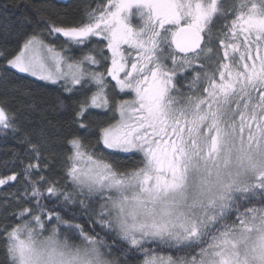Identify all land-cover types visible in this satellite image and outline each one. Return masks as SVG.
<instances>
[{"label": "snow or ice", "instance_id": "1", "mask_svg": "<svg viewBox=\"0 0 264 264\" xmlns=\"http://www.w3.org/2000/svg\"><path fill=\"white\" fill-rule=\"evenodd\" d=\"M29 6L0 51V138L22 146L0 264H264V0Z\"/></svg>", "mask_w": 264, "mask_h": 264}, {"label": "trees", "instance_id": "2", "mask_svg": "<svg viewBox=\"0 0 264 264\" xmlns=\"http://www.w3.org/2000/svg\"><path fill=\"white\" fill-rule=\"evenodd\" d=\"M93 2V0H0V13H3L4 6L7 5L8 20L5 21L2 14H0V51L3 50H13L17 46L18 34L21 29L20 17L23 14H31V5L46 4L50 7L51 11L60 13L69 18H76L80 15L82 7ZM15 5H21V7H16ZM5 24L8 25V30L5 31ZM0 67H3V61L0 60ZM11 82L7 85L8 90L13 88L30 87L35 90L38 95L43 96L50 106L57 103V86L44 84L41 81H35L32 77H26L22 74L14 73L10 78ZM5 85L0 82V94L5 92ZM95 111V110H94ZM39 127L46 128V130L52 134L53 140L52 144L54 150L59 152L60 145L55 141V133L51 127L44 124L43 121H36ZM31 127V125H28ZM21 145L13 138L9 137L7 139L0 138V175L10 172L12 168V154L15 151L21 149ZM25 159H27L25 157ZM46 162L42 161L41 166L43 168ZM47 163L51 164L52 172L50 174H55L59 172L60 163L59 159H56L55 163H52L51 157ZM7 165V167L5 166ZM15 171H20V167L17 166ZM15 188H4L0 190V199L3 198L5 193L14 192ZM2 210H0V217L3 216ZM4 255L3 250L0 248V261H3Z\"/></svg>", "mask_w": 264, "mask_h": 264}]
</instances>
